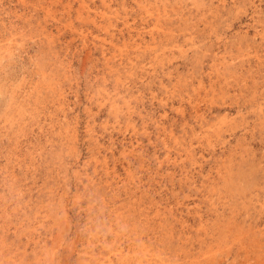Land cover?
Returning <instances> with one entry per match:
<instances>
[{"label": "rangeland", "instance_id": "374dc122", "mask_svg": "<svg viewBox=\"0 0 264 264\" xmlns=\"http://www.w3.org/2000/svg\"><path fill=\"white\" fill-rule=\"evenodd\" d=\"M0 264H264V0H0Z\"/></svg>", "mask_w": 264, "mask_h": 264}]
</instances>
